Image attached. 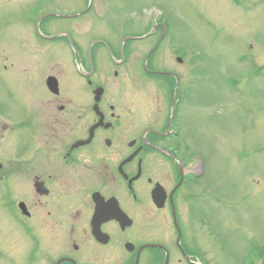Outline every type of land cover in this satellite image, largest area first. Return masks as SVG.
<instances>
[{
  "label": "rangeland",
  "instance_id": "obj_1",
  "mask_svg": "<svg viewBox=\"0 0 264 264\" xmlns=\"http://www.w3.org/2000/svg\"><path fill=\"white\" fill-rule=\"evenodd\" d=\"M37 1L40 0H0V177L6 174L9 163L14 165L21 159L23 147L30 145L23 137L19 119L20 98L24 95L21 87L25 91L32 89L26 79L32 68L26 75L20 69L33 61L36 66L44 65L41 82L35 81L41 88L43 77L50 73L59 75L65 84L68 81L65 74L75 79L65 47L33 41L28 27L4 33L6 18H16ZM46 2L41 0L38 11ZM84 3V0H57L46 6L41 15L47 11L71 14ZM93 6L82 18L52 21L49 32L65 30L84 47L95 38L119 43L121 27L131 18L142 24L152 18L167 26L157 51L149 57L152 56L153 70L176 75V79L161 81L179 85L176 120L183 118L180 138L185 144V158L192 169L196 168L190 175L199 176V183L184 192L199 195L197 199L186 205L180 202L186 232L196 237L206 250L207 264H242L251 241L264 248V0H95ZM157 37L130 44L132 59L139 64ZM29 45L40 50L45 47L47 54L25 60L22 49ZM176 58L182 63H177ZM102 61V75L96 79L105 87L108 101L119 103L117 109L121 113L128 107L144 108L142 112L150 121L157 107L163 106V83L147 77L138 67L120 69L121 75L115 79L113 68ZM256 70L262 71L260 78H250ZM45 102L30 103L33 111H54L46 109ZM35 123L37 126L27 128L28 134L36 132L43 147L47 143L46 128L39 119ZM180 138L175 136L174 142L169 141L177 143ZM35 158L48 157L38 152ZM34 165L32 159L25 167L29 176ZM163 165L158 160H148L146 173L164 178ZM8 171V179H13L16 187L11 201L27 204L32 215L30 224L38 227L35 231L49 246L50 255L55 259L69 252L68 245L79 244L80 221L76 220L79 216H71L72 220L64 222L60 231H41L43 220L36 200L21 196L19 182L28 174ZM4 184L0 179V264H17L32 243L19 227L17 212H14L17 216L10 212L11 201L5 195ZM146 203L145 199V207ZM155 218L163 224L168 220L162 214ZM55 240L58 245L53 247ZM87 255L91 253H84Z\"/></svg>",
  "mask_w": 264,
  "mask_h": 264
},
{
  "label": "flooded vegetation",
  "instance_id": "obj_2",
  "mask_svg": "<svg viewBox=\"0 0 264 264\" xmlns=\"http://www.w3.org/2000/svg\"><path fill=\"white\" fill-rule=\"evenodd\" d=\"M46 1L40 11L41 0L16 18H6L4 33L28 27L34 39L30 40L65 47L75 79L71 80L65 74L68 79L65 84L59 75L50 73L43 77L41 88L40 72L44 66L41 62L43 66H36L33 61L32 65L27 64L28 68L23 66L20 69L26 75L32 68L26 75L32 89L25 91L21 87L24 95L21 94L20 98L19 119L23 137L30 145L23 147L21 159L15 161L16 164L7 165L6 174L0 179L5 183V195L12 199L16 187L13 179H8V170L13 169V174L27 175L25 167L34 159L32 176L28 174L19 183L21 196L36 200L39 217L43 220L41 231H60L64 229V222L76 215L79 216L76 220L80 221L81 237L79 244L68 245L69 252L54 259L42 235L36 233L38 227L35 229L30 224L32 215L27 204L14 202L10 212H17L18 216L14 214L19 227L32 243L26 256L17 264H207L206 250L196 237L187 234L180 209V202L186 205L199 196L184 193L187 187L199 183V176L190 175L196 168L192 169L186 160L185 144L180 138L183 118L176 120L180 97L174 101L168 94L169 80L174 78L158 81L163 83V106L157 107L152 113V121L148 122L147 114L142 112L144 108L134 110L128 107L123 113L119 112V103L108 101L105 87L96 79L101 74L102 60L113 68L115 79L120 77V69L128 71L137 67L150 77L158 76L150 63L152 56H148L161 42L160 25L164 22L150 18L142 24L131 18L121 27L119 43L95 38L83 47L67 31L51 33L49 28L52 21L87 15L95 0H84L83 6L71 14L47 11L41 15L44 8L56 0ZM46 15L54 16L41 19ZM156 35L155 44L138 64L132 59L129 45L153 40ZM44 48L25 46L22 58L44 56L47 54ZM177 59V63H182ZM50 79L54 80L53 86L48 85ZM35 81L39 82L35 84ZM33 100L40 105L46 100L43 106L54 111H33L30 103ZM35 118L46 128L47 143L43 147L37 141L36 132L28 134L27 128L37 126ZM175 136L181 140L170 143L174 142ZM38 152H44L48 158H35ZM30 153L33 157L28 158ZM148 160L164 164V178L146 173ZM155 191L159 199L163 198L162 207L153 202ZM145 199L148 202L146 207ZM18 204L22 206L21 210L17 208ZM158 214L167 215L168 220L164 224L159 222L155 218ZM52 245L57 246V241ZM88 252L91 255L84 256ZM255 262L264 264V248L251 241L242 264Z\"/></svg>",
  "mask_w": 264,
  "mask_h": 264
},
{
  "label": "bare ground",
  "instance_id": "obj_3",
  "mask_svg": "<svg viewBox=\"0 0 264 264\" xmlns=\"http://www.w3.org/2000/svg\"><path fill=\"white\" fill-rule=\"evenodd\" d=\"M56 1H57V0H56ZM56 1H55V2H56ZM55 2H54V3H55Z\"/></svg>",
  "mask_w": 264,
  "mask_h": 264
}]
</instances>
